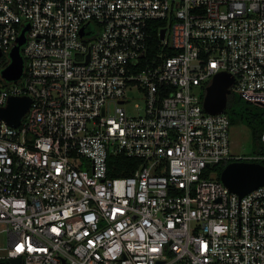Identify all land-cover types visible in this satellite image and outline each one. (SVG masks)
I'll return each mask as SVG.
<instances>
[{"label":"built area","instance_id":"1","mask_svg":"<svg viewBox=\"0 0 264 264\" xmlns=\"http://www.w3.org/2000/svg\"><path fill=\"white\" fill-rule=\"evenodd\" d=\"M220 73L264 110V0H0V109L30 99L0 118V264H264V185L217 179L264 127L232 154Z\"/></svg>","mask_w":264,"mask_h":264},{"label":"water","instance_id":"2","mask_svg":"<svg viewBox=\"0 0 264 264\" xmlns=\"http://www.w3.org/2000/svg\"><path fill=\"white\" fill-rule=\"evenodd\" d=\"M163 34L162 31L161 38ZM22 43L23 35L10 54L11 64L2 74L6 81H16L21 76L23 61L19 54V46ZM232 83L233 78L229 74L220 73L214 76L206 88L203 101V108L208 114L217 115L225 111ZM29 106L30 99L27 97L10 98L7 107L0 109V118L10 126H17ZM219 179L230 192L241 198L264 185V166L260 163L231 162L223 168ZM13 263L18 264L19 260H14Z\"/></svg>","mask_w":264,"mask_h":264},{"label":"trees","instance_id":"3","mask_svg":"<svg viewBox=\"0 0 264 264\" xmlns=\"http://www.w3.org/2000/svg\"><path fill=\"white\" fill-rule=\"evenodd\" d=\"M224 113L229 118L232 127L242 125L249 130L252 144L256 148V154H260L262 151L260 136L264 127V110L237 95L230 94L227 98ZM260 163L264 165V162ZM108 164L113 167L110 176H128L139 167L140 161L124 156H112ZM227 164L228 162H225L217 167V179H219V173Z\"/></svg>","mask_w":264,"mask_h":264},{"label":"rangeland","instance_id":"4","mask_svg":"<svg viewBox=\"0 0 264 264\" xmlns=\"http://www.w3.org/2000/svg\"><path fill=\"white\" fill-rule=\"evenodd\" d=\"M138 102L142 105L141 101ZM231 152L234 155L243 157H254L257 155L249 130L246 127L239 125L231 128ZM84 168H88L86 163L84 164Z\"/></svg>","mask_w":264,"mask_h":264},{"label":"snow or ice","instance_id":"5","mask_svg":"<svg viewBox=\"0 0 264 264\" xmlns=\"http://www.w3.org/2000/svg\"><path fill=\"white\" fill-rule=\"evenodd\" d=\"M23 246H21V248H22Z\"/></svg>","mask_w":264,"mask_h":264}]
</instances>
